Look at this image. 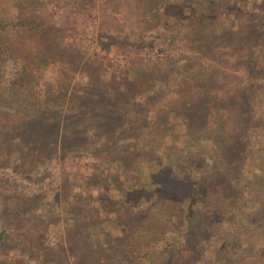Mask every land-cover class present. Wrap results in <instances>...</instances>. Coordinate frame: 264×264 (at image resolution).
<instances>
[{"label": "trees", "instance_id": "16d2710c", "mask_svg": "<svg viewBox=\"0 0 264 264\" xmlns=\"http://www.w3.org/2000/svg\"><path fill=\"white\" fill-rule=\"evenodd\" d=\"M29 2L11 9L14 17L0 12V191L20 192L32 209L27 218L37 222L55 210L65 217L75 213L73 221L84 215L106 217L119 229L121 242L138 254L129 259L118 245L116 256L106 253L109 264H264V0L144 1V35L163 45L180 41L192 49L189 56L149 70L156 73L154 81H164L163 93L192 97L193 102H187L191 125L196 134L208 137L204 143H182V151L207 153L199 178H190L179 163L161 167L157 155L166 150L172 155L176 148L165 137L172 139L174 125L179 126L171 119L154 126L152 132L159 135L155 145L149 141L148 148L143 146L155 168L146 174V182L131 173L120 177L108 167L101 174L84 172L81 179L74 173L56 187L50 183L55 163H63L67 152L80 155L89 144H99L87 134L88 120L96 125L102 107L123 120L124 113L140 103L127 99L113 109L106 97L86 100L71 94L69 84L47 83L48 93L43 92L42 55L47 53L45 62L56 66L70 60L65 54L69 49L59 43V33L60 39H53L54 18L46 16V9L37 14ZM121 4L111 2V14L132 22L137 14L120 12ZM43 15L47 19H41ZM232 18L238 21L236 29L229 24ZM242 22L248 27L240 35ZM7 33L25 35L34 52L15 51L2 38ZM236 50L243 54V73L242 82L232 88L221 72ZM76 68L77 64L71 66L72 71ZM152 93L142 97L149 99ZM101 121L106 130L114 125L107 118ZM157 127L167 134L160 136ZM104 146L109 150V141ZM30 174H37V179ZM2 209L0 247L10 246L12 236H6L5 203ZM36 238L29 236L25 244ZM161 241L164 245L158 247ZM73 244L68 241L70 248ZM82 254V264H91L90 259L102 264L90 252ZM29 255L38 259L37 264H49L50 258L41 252Z\"/></svg>", "mask_w": 264, "mask_h": 264}, {"label": "rangeland", "instance_id": "374dc122", "mask_svg": "<svg viewBox=\"0 0 264 264\" xmlns=\"http://www.w3.org/2000/svg\"><path fill=\"white\" fill-rule=\"evenodd\" d=\"M83 1L30 0L28 3L34 7L37 14L46 9V16L54 18V27H51L52 32H55L53 39H58L59 33L60 37L62 35L59 43L63 42L69 49L65 50V54L70 60H66V63L59 61L56 66L45 62L48 59L47 53L42 55L39 62L42 64L40 70L44 72L41 89L48 93L47 83L69 84L68 90L71 94L86 100L106 97L109 107L113 109L116 108V102L121 103L127 99H133L140 104L127 114L124 113L123 120L117 119L104 107L100 109L101 117L95 120L96 125L92 127L94 120H88L90 126L87 128V134L99 144H89V148L84 149L80 155L65 153L67 156L64 162L55 163L57 165L52 168L53 179H50L52 187L70 179L74 173L81 179L84 172L101 174L108 167L113 174L120 177L126 178L131 173L134 179L141 178L146 182V174L155 168L151 166L154 164L147 158L149 152L145 151L143 146L148 148L146 143L149 141L155 145L159 135L152 132L154 126L160 120L167 122L172 121L171 119L173 123H179L178 128L174 125L175 133L172 139L165 136L166 132L157 127L162 131L159 133L160 136L166 137L168 145L176 146L172 155L169 150L163 155H157L160 160L162 159L161 167H166L165 164L169 162L171 166L179 163L190 178H199L201 170L199 168L208 159L207 153L188 155L182 151V143L190 140H200L204 143L208 137L205 134H196L195 126L191 125V110L187 102L192 103V97L163 93L160 88H164V81L158 83L157 80L154 81L153 75L156 73L149 70L152 65L164 64L182 55L189 56L192 49L185 47L180 41L169 46V43L163 45V42L154 41V38L144 35L141 27H145L146 23L141 14L147 7L145 0H92L90 5L86 1V4L82 3ZM115 1L122 3L118 8L120 12L132 11L133 14H137L132 22L125 16V19H122L111 14V2ZM24 5L26 0H0V12L14 17L11 9L19 10ZM81 9L85 10L88 16H84ZM46 16L43 15L41 19H47ZM235 20L232 18L229 24L235 25L236 29L238 21L233 22ZM247 27L244 22L240 24V35ZM76 28L79 30H74ZM2 38L21 55L34 52V45H31L23 34L7 33ZM232 54L234 62H226L230 66L224 65L221 73L228 78L226 80L233 85L231 87L235 88L237 83L242 82L240 77L243 72L239 70L243 66L239 60L243 54L237 50ZM70 62L77 64L78 68L72 71L73 64ZM150 91L153 93L149 99L142 97ZM105 118L114 124L108 130L107 124L101 121ZM71 124L67 128H70ZM201 129L202 127L199 130ZM105 132L107 134H104ZM106 141H109L110 148L105 151ZM189 144L192 145L191 142ZM36 175L30 174L29 177L36 180ZM4 203L8 210L5 220L9 224V233L6 236L9 237V234L12 236L9 238L10 246L0 247V264H37L38 259L36 261L30 257L29 252L33 254L41 252L50 258L49 264H82L84 255L82 253L90 252V257L101 258L102 264H109L105 261L106 253L116 256L118 245L122 246L123 255L128 254L129 259L138 255L137 251L132 252L128 243L121 242L119 229L113 222H106V217L84 215L81 220L73 221L75 213L71 215L72 217H65L55 210L49 216H43L40 222L29 220L27 217L32 209L27 208V203L22 199L20 192L11 189L0 191L2 212ZM29 236L38 238L31 239L33 243L26 245L25 240ZM70 240L74 243L71 248L68 246ZM163 245V241L157 244L158 247ZM89 261L94 264L91 259ZM137 262L138 260L132 263Z\"/></svg>", "mask_w": 264, "mask_h": 264}]
</instances>
